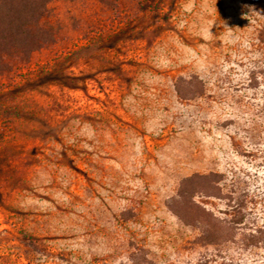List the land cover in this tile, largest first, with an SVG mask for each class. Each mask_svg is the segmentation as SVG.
Here are the masks:
<instances>
[{
  "label": "rangeland",
  "instance_id": "1",
  "mask_svg": "<svg viewBox=\"0 0 264 264\" xmlns=\"http://www.w3.org/2000/svg\"><path fill=\"white\" fill-rule=\"evenodd\" d=\"M245 5L253 7H244ZM264 0H51L0 74V264H264ZM223 174L235 238L170 209ZM231 198H230V197Z\"/></svg>",
  "mask_w": 264,
  "mask_h": 264
},
{
  "label": "trees",
  "instance_id": "2",
  "mask_svg": "<svg viewBox=\"0 0 264 264\" xmlns=\"http://www.w3.org/2000/svg\"><path fill=\"white\" fill-rule=\"evenodd\" d=\"M51 0H0V74L12 69L11 61H28L35 50L51 41L49 27L40 24ZM264 16V8H259ZM258 39L264 46V28L259 30ZM222 173H194L179 182L178 197L169 204V209L185 224H204L201 239L217 244L235 238L237 226L245 221V203L238 200L228 203L225 217L200 204L197 195L221 198ZM230 197V196H229ZM231 198V197H230ZM247 244L264 240V226L246 234Z\"/></svg>",
  "mask_w": 264,
  "mask_h": 264
},
{
  "label": "clouds",
  "instance_id": "3",
  "mask_svg": "<svg viewBox=\"0 0 264 264\" xmlns=\"http://www.w3.org/2000/svg\"><path fill=\"white\" fill-rule=\"evenodd\" d=\"M244 7H253V6L245 5Z\"/></svg>",
  "mask_w": 264,
  "mask_h": 264
}]
</instances>
